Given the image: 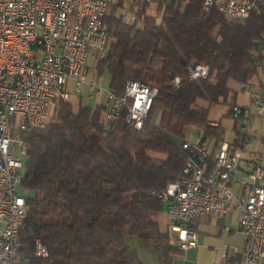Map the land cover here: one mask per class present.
Returning <instances> with one entry per match:
<instances>
[{
    "label": "trees",
    "instance_id": "16d2710c",
    "mask_svg": "<svg viewBox=\"0 0 264 264\" xmlns=\"http://www.w3.org/2000/svg\"><path fill=\"white\" fill-rule=\"evenodd\" d=\"M152 1L155 15H147L144 3L136 12L142 17L132 22L109 7L102 18L108 49L94 66L113 94H122L128 80L157 88L142 128L125 124L123 115L104 123L103 106L60 102L54 119L25 135L20 246L26 252L20 251L28 264H142L126 236L150 243L158 264H171L181 253L151 219L163 210L155 194L178 176L186 128L222 141L224 128L208 123V107L232 106L230 85L264 73V6L245 20H228L204 10L203 0ZM190 64L208 66L207 76L189 79ZM35 239L45 257L31 256Z\"/></svg>",
    "mask_w": 264,
    "mask_h": 264
},
{
    "label": "built area",
    "instance_id": "2783aa9c",
    "mask_svg": "<svg viewBox=\"0 0 264 264\" xmlns=\"http://www.w3.org/2000/svg\"><path fill=\"white\" fill-rule=\"evenodd\" d=\"M115 2L0 0V264H28L29 255L20 251L27 197L22 186L25 135L56 117L59 103L79 97L84 88L96 107L104 95L100 106L108 125L123 115L125 124L139 130L147 119L156 87L128 80L116 95L89 73V61L96 63L107 52L109 31L102 18ZM259 5L264 0L202 2L204 10L216 9L228 20H245ZM131 16V21L142 17ZM187 71L191 80L205 78L208 66L190 64ZM252 76L240 85L250 107L229 108L237 139L216 144L201 136L183 139L178 176L155 194L163 203L170 243L181 253L197 247L194 223L199 218L223 220L236 211L237 230L244 237L239 264H264V150L249 152L253 119L264 122V75L256 87ZM46 255L35 239L31 256ZM212 264H222L221 257Z\"/></svg>",
    "mask_w": 264,
    "mask_h": 264
},
{
    "label": "crops",
    "instance_id": "0c3cea01",
    "mask_svg": "<svg viewBox=\"0 0 264 264\" xmlns=\"http://www.w3.org/2000/svg\"><path fill=\"white\" fill-rule=\"evenodd\" d=\"M147 15L153 16V13H147ZM90 74H95V71H90ZM263 79V73L258 72L256 75L252 76V80L254 86L261 82ZM103 86L107 87V78L105 80V76L101 77L100 79ZM241 84H234L230 85L231 90L234 92L233 95V104H239L243 107H250V103L248 97L241 91ZM256 87V86H255ZM85 96L87 99V103L83 105L90 106L95 108V101L93 99H88L86 88L83 89V94L79 96V98H75V102H70V104L76 108L80 102V98ZM231 96V95H230ZM78 97V96H77ZM99 104L101 105L104 101V95H101L98 99ZM230 101V100H228ZM99 105V106H100ZM197 105L200 107H207V102L203 100H198ZM103 106V105H102ZM98 107V106H97ZM104 107V106H103ZM208 112V123L210 125H218L220 124L224 128V139L225 141H235L238 137L236 131V123L230 117L229 113V104H215L210 105ZM250 135L252 140L250 142L249 152L252 151H262L264 150V122L261 120L254 118L252 125L250 127ZM200 136L199 133L192 137ZM189 137V138H192ZM247 156V153H245ZM157 215L163 216L164 221L162 222V227L164 230L161 229L162 232L169 233L168 231V220L165 216L164 210L159 213H155ZM159 220L155 221L158 223L159 227L161 226L158 222ZM237 221H238V213L236 211H231L227 214V216L223 220H216L209 216H204L199 218L195 223L194 227L197 233V243L205 242L204 239L208 237L202 236V233L208 232V236H212L215 238L216 236L220 235L221 232H226L228 238L230 239V244L225 246V250L221 255L222 264H239L241 262V247L243 245L244 237L243 235L238 232L237 230ZM225 227H229V230H226ZM124 243L133 251L137 253L139 259L141 260L142 264H158L155 254L153 252V248L150 243L147 242H140L134 236H126L124 238ZM191 250V249H190ZM189 251V250H188ZM187 251V252H188ZM179 255H174L172 258L171 264H176Z\"/></svg>",
    "mask_w": 264,
    "mask_h": 264
},
{
    "label": "rangeland",
    "instance_id": "374dc122",
    "mask_svg": "<svg viewBox=\"0 0 264 264\" xmlns=\"http://www.w3.org/2000/svg\"><path fill=\"white\" fill-rule=\"evenodd\" d=\"M144 3H148L146 13H153V15H155L156 5L152 0H116L115 4L112 7V10L115 11L116 16H119V17L123 16L124 18L126 17L128 21L132 22L131 14H134L140 11L139 9ZM115 8L117 9L115 10ZM158 19L159 17L157 16V20ZM95 65H96L95 59H91L89 61V70L93 71ZM106 78L107 77L105 75V80ZM82 94H83V89L80 95ZM75 98L78 99L79 97L71 96L67 103L75 102L76 101ZM80 102L81 104L87 103V99L85 98V96H82L80 98ZM54 118L55 117H53L52 119ZM157 120H158V116L156 117L155 121ZM184 135H185V138H189L197 134L193 128L188 127L186 128ZM150 155H153V154H150ZM154 156L158 157V155H154ZM151 219H153L154 221L159 220L158 222L160 225L164 221L163 216H160L157 214H151ZM162 225L160 226V228L164 230V227H162ZM202 236H204L205 238L206 237L208 238L204 239L205 242H202V244L198 242L197 247L195 249H191L186 253H180L179 254L180 257H178L176 264H212V263H215V261H217L223 254V251L225 250V246L227 244H230V239L228 238L227 233L223 231L221 232L220 235L216 236L215 238H212V236H208V232L202 233ZM20 250L22 252H26V248L24 246H20Z\"/></svg>",
    "mask_w": 264,
    "mask_h": 264
}]
</instances>
